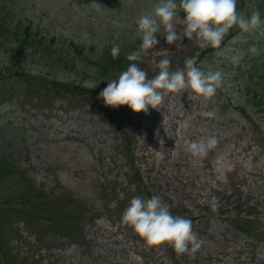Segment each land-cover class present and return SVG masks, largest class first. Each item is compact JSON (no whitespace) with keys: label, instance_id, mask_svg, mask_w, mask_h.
<instances>
[{"label":"rangeland","instance_id":"rangeland-1","mask_svg":"<svg viewBox=\"0 0 264 264\" xmlns=\"http://www.w3.org/2000/svg\"><path fill=\"white\" fill-rule=\"evenodd\" d=\"M8 2L17 24L31 25L36 47L47 56L63 54L69 64L62 66L59 79L68 82L70 74L64 71L71 70V59L93 73L86 62L97 61L110 41L128 44V53L138 50L136 21L157 0ZM184 15L179 13L181 19ZM176 29L182 31V22ZM237 31L216 49L200 48L195 39L169 46L161 31L158 47L142 53L138 62L147 78L158 74L160 49H165L172 71L195 57L197 67L220 71L222 81L211 98L185 89L164 95L147 114L109 108L98 99L107 82L126 70L125 64L116 75L85 83L88 92L78 96L71 90L62 96L30 91L15 80L8 48L0 47V125L10 136L0 145L3 153L14 156L17 175L0 181V201L18 206L19 199L28 198L44 213L0 208L5 211L0 214V252L11 261L4 264H264V105L245 107L253 97L264 99V80L259 78L264 58L248 89L247 80L234 72L253 47L264 56V23L247 33ZM40 56L25 65L35 77L49 74L41 69L47 61ZM10 88L21 95L20 104L8 94ZM205 111L214 117L202 116ZM209 136L218 143L203 159L185 151L186 141ZM154 195L169 205L172 215L191 220L202 241L195 254L177 255L169 246L149 248L121 223L133 197ZM63 227L77 231L76 239H63L59 234L70 233ZM42 240L46 245H38Z\"/></svg>","mask_w":264,"mask_h":264},{"label":"clouds","instance_id":"clouds-1","mask_svg":"<svg viewBox=\"0 0 264 264\" xmlns=\"http://www.w3.org/2000/svg\"><path fill=\"white\" fill-rule=\"evenodd\" d=\"M181 12L185 14L183 19L179 16ZM178 21L183 24L181 32L176 29ZM262 23L264 21L258 10L252 11L249 16L238 12L237 0H157L151 12L140 15L136 21V31L141 40L139 49L127 55L129 64L126 70L117 79L107 82L98 99L109 108L127 107L135 114H147L149 108L156 110L164 95L169 93L190 89L197 97L211 98L220 87V71H203L196 66L195 57L186 58L183 69L172 71L168 58L170 52L160 49L163 58L156 64L158 74L149 79L138 66L142 53L147 54L158 47L161 31L169 46L178 47L177 42L183 44L184 39H195L200 48L216 49L234 27L247 33ZM119 51L118 45L112 47L113 58L118 56ZM201 115L212 118L215 113L205 111ZM217 143L214 136L200 141H186L185 151L194 159H203ZM218 206L213 198L211 207L216 209ZM121 223L131 228L149 248L169 246L177 255H193L202 246V241L193 232L191 220L172 215L169 205L158 195L133 197L122 213Z\"/></svg>","mask_w":264,"mask_h":264},{"label":"trees","instance_id":"trees-1","mask_svg":"<svg viewBox=\"0 0 264 264\" xmlns=\"http://www.w3.org/2000/svg\"><path fill=\"white\" fill-rule=\"evenodd\" d=\"M9 7H11V5L8 0H0V47L8 48L7 60L10 66L9 71L13 73L15 72V76L13 75L15 77L14 79L25 83L26 87H28L30 91H47L55 93L56 95L68 96L71 94L70 91L72 90L74 94H78V96H80L83 93L88 92L86 87L83 86L85 83H94L92 81L96 80L98 77L106 78L110 77V75H116L122 69H125L123 68L124 64L126 66L129 64V61L126 59L129 54L127 47L128 44L126 45V43L119 42L113 43L110 41L107 45L102 47V53L99 55L97 61L93 63L86 60L87 62L85 65L93 68V73H88L86 70L87 67L84 71H82L83 62L71 59L70 63L72 68L68 67L71 70L64 71L70 74V76H68L71 77L70 81L67 82L65 80H60L59 76L62 73L60 72V70H62V66L69 64L65 59H63V54L53 52L47 56V52H45L46 50H40L39 47H36L39 43H37L29 33L33 32L31 31V25L23 24L24 22L17 24V21L13 19V16L8 13V11L13 13ZM247 10L249 13H245V16H249L252 11L258 10L261 14V20L264 21V0H237V11L244 13ZM235 28L236 27L231 29V32L229 31L224 37H226V39L233 37L232 35L236 34L232 32ZM241 32L242 31L238 28L237 33ZM114 45H118L120 48L119 54L116 58H113L111 55V49ZM251 50L252 52L248 50L244 56L240 55L241 57L237 63V68L234 69L235 73L237 72L238 75L240 74L241 77L247 80V89L252 85L254 77H257L256 69L260 65V61L264 58L261 53L260 55H257L256 51H254V47ZM37 54L39 56L42 54L40 58L43 60L46 59L47 61V63L40 61V63H46L47 65V68L41 67V69L44 68L49 72V74L45 76H32L25 68V65L28 64V62L38 56ZM242 68H244V70L241 71ZM1 72L2 70L0 69V80L4 81V74H1ZM259 78L264 80V72L261 73ZM8 92V94L14 95L11 88ZM14 96L18 97V102H14V99L13 102L15 104H20L22 98L21 95L15 94ZM253 98L254 99H250L248 102L244 100L246 102L245 107L258 108L264 105V99L259 101L255 97ZM6 129L7 128L4 129V127L0 125V142L5 141L6 139H8V141L10 140V136H7L8 134L5 131ZM1 149L3 148L0 145V181H8L10 178L17 176L13 173L15 170L14 156L12 153H3ZM19 200L20 203H17L18 206L13 205L10 201H0V208H5L6 211L8 209L7 206L11 205L15 206L13 211L11 210L12 213L16 212L17 214L18 210H21L26 213L44 214L39 210L38 205L33 203L30 199L25 198L23 200ZM5 211L0 212V214H5ZM11 211L8 213L9 215L11 214ZM27 220L28 219H26V221ZM60 225L62 226V224ZM61 230H70L73 232L71 229L64 227ZM2 235L3 233L1 234V239ZM5 262L11 263V261L9 262V257L5 252H0V264H4Z\"/></svg>","mask_w":264,"mask_h":264}]
</instances>
